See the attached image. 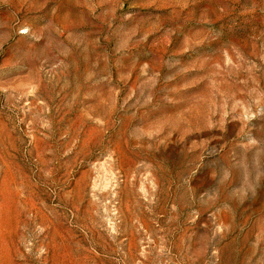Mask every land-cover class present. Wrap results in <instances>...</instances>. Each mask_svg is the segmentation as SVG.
Instances as JSON below:
<instances>
[{
  "label": "rangeland",
  "instance_id": "374dc122",
  "mask_svg": "<svg viewBox=\"0 0 264 264\" xmlns=\"http://www.w3.org/2000/svg\"><path fill=\"white\" fill-rule=\"evenodd\" d=\"M0 264H264V0H0Z\"/></svg>",
  "mask_w": 264,
  "mask_h": 264
}]
</instances>
